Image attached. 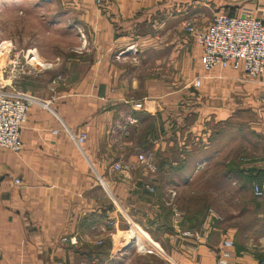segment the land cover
<instances>
[{
	"label": "crops",
	"instance_id": "1",
	"mask_svg": "<svg viewBox=\"0 0 264 264\" xmlns=\"http://www.w3.org/2000/svg\"><path fill=\"white\" fill-rule=\"evenodd\" d=\"M78 6L87 46L36 98L22 151L0 149V264H264V75L206 72L186 30L264 0Z\"/></svg>",
	"mask_w": 264,
	"mask_h": 264
},
{
	"label": "rangeland",
	"instance_id": "2",
	"mask_svg": "<svg viewBox=\"0 0 264 264\" xmlns=\"http://www.w3.org/2000/svg\"><path fill=\"white\" fill-rule=\"evenodd\" d=\"M78 4L79 0H0V44L14 46L8 58L0 50V67L6 64V71L0 72V82H12L35 98L54 91L52 86L50 89L54 77H60L58 83L64 84L65 64L72 63L87 46V33L81 29L85 9ZM26 55L33 56L34 65L25 63Z\"/></svg>",
	"mask_w": 264,
	"mask_h": 264
},
{
	"label": "built area",
	"instance_id": "3",
	"mask_svg": "<svg viewBox=\"0 0 264 264\" xmlns=\"http://www.w3.org/2000/svg\"><path fill=\"white\" fill-rule=\"evenodd\" d=\"M186 30L196 37L203 49L202 65L206 72H212L215 69H232L245 73L253 79L264 75V13L258 17L251 14L244 17L218 15L207 28H197L188 23ZM13 49L12 43L2 42L0 44V50L5 51L7 58ZM29 56H25V60H27L25 63L34 65L31 62L33 56ZM5 65L2 69L0 68V72L6 71ZM59 81H61L60 77L54 79L52 83L57 84ZM201 83V78H198L195 81L196 87H200ZM36 101L34 96L20 91L12 82L5 84L0 82V149L16 154L22 151V131L28 121L30 108ZM142 106L138 103L135 107L142 109ZM130 122L135 124L136 120L132 119ZM53 133L57 134L58 132L53 131ZM85 139L86 136L82 135L79 142L82 143ZM150 159L151 155L139 156L141 163H146ZM112 169L115 172H120L123 167L120 164H115ZM152 170L154 171L155 168L152 167ZM16 183L19 184L20 181H16ZM147 189L151 193L154 192L152 187L148 186ZM253 192L257 198L264 197V183L254 184ZM172 196H175V193H172ZM185 235H189V233H185ZM63 240L68 241L66 238ZM70 242L74 241L71 239ZM234 255V242L226 239L220 250V259L226 262Z\"/></svg>",
	"mask_w": 264,
	"mask_h": 264
},
{
	"label": "bare ground",
	"instance_id": "4",
	"mask_svg": "<svg viewBox=\"0 0 264 264\" xmlns=\"http://www.w3.org/2000/svg\"><path fill=\"white\" fill-rule=\"evenodd\" d=\"M1 69L3 68V66L2 67H0Z\"/></svg>",
	"mask_w": 264,
	"mask_h": 264
}]
</instances>
